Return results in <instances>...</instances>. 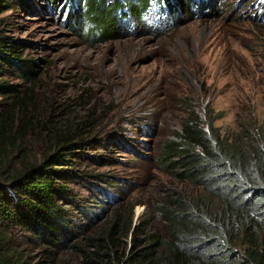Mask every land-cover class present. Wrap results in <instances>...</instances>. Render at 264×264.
<instances>
[{"label": "rangeland", "instance_id": "1", "mask_svg": "<svg viewBox=\"0 0 264 264\" xmlns=\"http://www.w3.org/2000/svg\"><path fill=\"white\" fill-rule=\"evenodd\" d=\"M205 4L195 11L191 2L175 14L151 5L142 17L117 20V37L101 41L86 34V23L67 24V0L57 10L49 0H10L0 11V38L36 63L37 79L25 81L1 64L0 84L20 86L26 98L14 112L18 135L0 156V178L21 162L54 155L58 136L76 137L86 144L60 170L71 172L75 202L65 207L80 234L105 225L115 211H132V225L146 222L149 232L163 233L156 208L165 198L202 196L158 161L167 142L177 141L186 110L202 120L207 107L222 112L215 127L229 141L245 128H264V0ZM12 101L0 92V119ZM6 237L25 264L77 263L67 250L50 255L21 232Z\"/></svg>", "mask_w": 264, "mask_h": 264}, {"label": "trees", "instance_id": "2", "mask_svg": "<svg viewBox=\"0 0 264 264\" xmlns=\"http://www.w3.org/2000/svg\"><path fill=\"white\" fill-rule=\"evenodd\" d=\"M9 1L0 0V11ZM61 1L49 0V5L57 10ZM206 1L67 0L65 18L76 28L86 23L90 38L106 41L117 37V20L128 14L142 17L152 3L175 14L190 10L191 2L197 5L195 11H202ZM20 57L16 42L0 38V69L6 64L23 80L35 81L36 63ZM20 88L0 84V92L13 100L0 119V156L16 142L13 116L26 98ZM186 111L177 141L167 142L158 161L164 171L202 196L175 193L165 198L156 208L163 233L149 232L146 222L132 225V211L127 217L115 211L105 225L80 234L65 207L75 202L67 186L71 172L60 168L86 141L60 135L54 155H45L37 164L21 162L11 175L0 178V264L26 262L6 237L13 232L33 237L50 255L67 250L77 257L75 264H264V128H245L229 141L215 127L222 112L207 107L202 120L191 107ZM94 218L88 213L89 223Z\"/></svg>", "mask_w": 264, "mask_h": 264}, {"label": "bare ground", "instance_id": "3", "mask_svg": "<svg viewBox=\"0 0 264 264\" xmlns=\"http://www.w3.org/2000/svg\"><path fill=\"white\" fill-rule=\"evenodd\" d=\"M201 1H202V0H201ZM203 2H204V1H203ZM206 2H207V1H206ZM206 2H205V3H206ZM209 2H210V1H209ZM226 3H227V2H226ZM201 6H202V5H201ZM193 9H194V8H193ZM193 9H192V12H195ZM182 13H184V12H182Z\"/></svg>", "mask_w": 264, "mask_h": 264}]
</instances>
